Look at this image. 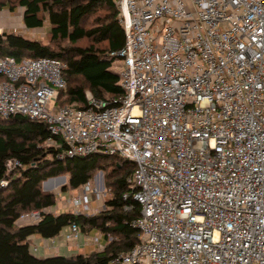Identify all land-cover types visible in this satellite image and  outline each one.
Returning <instances> with one entry per match:
<instances>
[{
	"label": "built area",
	"instance_id": "obj_1",
	"mask_svg": "<svg viewBox=\"0 0 264 264\" xmlns=\"http://www.w3.org/2000/svg\"><path fill=\"white\" fill-rule=\"evenodd\" d=\"M114 2L125 43L110 56L124 61V94L61 106L65 62L0 56V116L46 123L62 157L134 163L124 199L140 206V241L113 263L264 264V0ZM108 193L96 177L66 207L97 213ZM40 219L35 210L18 224ZM80 234L69 225L67 242Z\"/></svg>",
	"mask_w": 264,
	"mask_h": 264
},
{
	"label": "trees",
	"instance_id": "obj_2",
	"mask_svg": "<svg viewBox=\"0 0 264 264\" xmlns=\"http://www.w3.org/2000/svg\"><path fill=\"white\" fill-rule=\"evenodd\" d=\"M24 8L28 29L44 27L46 40L27 38L16 31L0 33V56L25 58L52 57L66 63L67 87L60 91L58 104L83 108L86 92L99 100L124 94L121 77L110 69L115 57L110 53L125 43L119 8L114 0H0V11ZM51 133L46 123L22 114L0 116V264H115L113 259L140 241L133 222L140 216L138 202L124 194L131 191L127 181L134 163L116 155L96 153L81 157L60 156L65 147L47 144ZM62 143L63 140H61ZM18 164L9 168V162ZM103 170L109 193L105 209L96 214L43 211L53 208L56 195L43 190L49 178L67 175L63 190L78 189ZM7 181L2 185L1 181ZM132 205V209H125ZM41 211L35 224H18L24 213ZM76 223L82 233L102 235L106 244L88 254L37 257L30 237L53 238Z\"/></svg>",
	"mask_w": 264,
	"mask_h": 264
},
{
	"label": "rangeland",
	"instance_id": "obj_3",
	"mask_svg": "<svg viewBox=\"0 0 264 264\" xmlns=\"http://www.w3.org/2000/svg\"><path fill=\"white\" fill-rule=\"evenodd\" d=\"M23 13H24V8L21 6L20 7L18 6V8H16L14 11L10 10L9 8H5V9L1 10L0 11V33H2L3 31H16L20 34H23L27 38H39V39H43L45 41L46 40L45 31L49 27L48 23L46 22L44 24L43 29L33 30V31L30 29H26V26L23 22ZM110 69L112 71L116 72L117 74L121 75V72L124 69V61L121 59L113 60ZM61 176L66 177V182L60 183L61 181L58 182V180H53V181H50L49 183H47V185H46V186H50L51 188L49 191L53 192L56 195V199H57L56 205L58 206V208L63 207V205H65L72 198V196L77 194L76 189L69 188L67 190H63L62 187L65 185V183L66 184L68 183V177H67V175H61ZM96 177H100V178L104 179L103 170L98 171L95 178L91 181V187L92 188H94L96 186ZM43 190H44V182H43ZM94 203H96V202H94ZM100 204H101V206H100L101 210L105 209V202H102ZM93 214H96V213H93ZM94 235H95V233L84 234L81 232L79 241H80V243H82L83 241L84 242L87 241L88 244H91L89 246V247H91V250H94V248L97 245V244H94L92 241V239H93L92 237H94ZM101 242L105 243V240L102 238ZM92 244H94V245H92ZM70 245H72V244L70 243ZM31 246H32V244L30 245V248H31ZM79 249L81 250V248H79ZM32 250L33 249H31V251ZM87 251H90V249L87 248ZM32 253H33V251H32ZM55 255H62V254L58 253Z\"/></svg>",
	"mask_w": 264,
	"mask_h": 264
},
{
	"label": "crops",
	"instance_id": "obj_4",
	"mask_svg": "<svg viewBox=\"0 0 264 264\" xmlns=\"http://www.w3.org/2000/svg\"><path fill=\"white\" fill-rule=\"evenodd\" d=\"M26 29H28V28L26 27ZM39 29H43V27L32 28L30 30L33 31V30H39ZM60 183H62V181ZM65 185H66V183H65ZM46 188L47 189L46 190L44 189V190L45 191H49L51 187L47 186ZM76 190L78 192L79 188L76 189ZM96 205H97V203L93 202V206H96ZM50 209H53L54 211L53 210L52 211L55 212V213H61L63 211H67L68 210V208L66 207V204L63 205V207H60V208H58V206L55 205L53 208H50ZM23 225H26V224H23ZM68 229H69V226L65 227L60 232V234L58 236L53 237V238H44V237H41L39 235H32L30 237V242H31V244L33 246V247L31 246V249H33L32 250L33 254L35 256H37V257L44 258V257L54 256L55 254H58V253L62 254V255H65V256H70V255H74V254H88V253H91L94 250L99 249L98 245H96L94 250H91V247H89L91 244H88L87 241H85V242L83 241L82 243H80V241L73 242V243L70 242L72 244V245H70V243H68L67 240H66V233L68 232ZM92 233H95L94 237L95 236H101L100 237V243H101L102 246H105L106 242L105 243L101 242V239L103 238L102 235L100 233H98V232H95V231H93V232H91L89 234H92ZM94 237H92V238H94ZM94 244H92V245H94ZM79 248H81V250ZM87 248L90 249V251H87Z\"/></svg>",
	"mask_w": 264,
	"mask_h": 264
},
{
	"label": "water",
	"instance_id": "obj_5",
	"mask_svg": "<svg viewBox=\"0 0 264 264\" xmlns=\"http://www.w3.org/2000/svg\"><path fill=\"white\" fill-rule=\"evenodd\" d=\"M52 179H59V181L61 180L62 182L64 181H66V177L65 176H57V177H52V178H49L47 181H44V189L46 190L47 188V186H46V183L48 182V181H50V180H52Z\"/></svg>",
	"mask_w": 264,
	"mask_h": 264
},
{
	"label": "bare ground",
	"instance_id": "obj_6",
	"mask_svg": "<svg viewBox=\"0 0 264 264\" xmlns=\"http://www.w3.org/2000/svg\"><path fill=\"white\" fill-rule=\"evenodd\" d=\"M53 180H58V182L61 181V180L59 181V179H52V180H50V181H53ZM50 181H48L47 183H49ZM47 183H46V185H47Z\"/></svg>",
	"mask_w": 264,
	"mask_h": 264
}]
</instances>
